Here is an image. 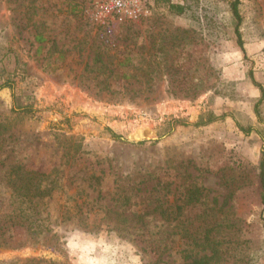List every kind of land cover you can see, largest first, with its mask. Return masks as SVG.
<instances>
[{
	"label": "rangeland",
	"instance_id": "1",
	"mask_svg": "<svg viewBox=\"0 0 264 264\" xmlns=\"http://www.w3.org/2000/svg\"><path fill=\"white\" fill-rule=\"evenodd\" d=\"M90 1L0 0V264H264V0Z\"/></svg>",
	"mask_w": 264,
	"mask_h": 264
},
{
	"label": "built area",
	"instance_id": "2",
	"mask_svg": "<svg viewBox=\"0 0 264 264\" xmlns=\"http://www.w3.org/2000/svg\"><path fill=\"white\" fill-rule=\"evenodd\" d=\"M92 15L100 23L125 24L147 15L145 0H91Z\"/></svg>",
	"mask_w": 264,
	"mask_h": 264
},
{
	"label": "trees",
	"instance_id": "3",
	"mask_svg": "<svg viewBox=\"0 0 264 264\" xmlns=\"http://www.w3.org/2000/svg\"><path fill=\"white\" fill-rule=\"evenodd\" d=\"M240 0H230V7H231V10H232V13H233V16L235 17V19L237 20V22L239 23V20H240V15H239V12H238V3H239ZM183 5L182 4H170L169 5V9H171L172 11H174L175 13L177 14H181L182 13V10H183ZM235 34L237 36V39H238V43L239 45L241 46V39H240V33H239V30H238V27L236 26L235 27ZM34 39L38 42L40 41H43L45 40V38L39 34H36L34 35ZM125 63L123 62H120L118 65H117V69L116 71H121V75L119 76L120 79H122L124 76H123V73L126 71L125 70V67H124ZM106 65H103L101 67H105ZM110 72H113V69L109 70ZM121 82V81H120ZM103 83V82H100V84ZM7 85V84H5ZM4 85V86H5ZM2 86V85H0ZM19 168V167H18ZM260 181H261V185L264 186V171H263V162L261 161L260 162ZM25 170H28V169H25ZM30 172H33L35 173L34 170H30ZM41 193L42 191H40L38 188L37 190H35L34 192H32V194H28L30 195L29 196V199H33V198H38V199H41L40 197L41 196ZM30 225V224H29ZM33 225V224H31ZM29 226V227H26V229L28 230V233L32 234V236L36 233H38V231L36 230V228H33L32 226ZM7 230V228H4V226H1L0 225V235L4 234L5 231ZM207 256H203L202 258H199V259H195L193 260L192 262L190 263H185V264H207V262H204V258H206ZM209 257H207L208 259ZM209 260V259H208Z\"/></svg>",
	"mask_w": 264,
	"mask_h": 264
}]
</instances>
